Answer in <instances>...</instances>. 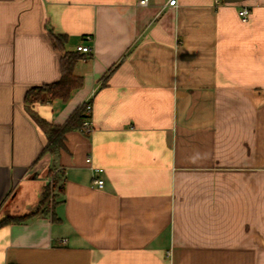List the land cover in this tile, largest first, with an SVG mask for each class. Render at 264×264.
I'll return each mask as SVG.
<instances>
[{"label":"crops","instance_id":"crops-1","mask_svg":"<svg viewBox=\"0 0 264 264\" xmlns=\"http://www.w3.org/2000/svg\"><path fill=\"white\" fill-rule=\"evenodd\" d=\"M165 1L0 0V219L64 186L0 227V264H264V0ZM66 52L81 86L28 102ZM88 102L92 130L46 151L38 119Z\"/></svg>","mask_w":264,"mask_h":264},{"label":"trees","instance_id":"trees-1","mask_svg":"<svg viewBox=\"0 0 264 264\" xmlns=\"http://www.w3.org/2000/svg\"><path fill=\"white\" fill-rule=\"evenodd\" d=\"M49 36L55 48L64 50L67 40L65 35L56 34L54 30L50 28ZM82 57V54L78 52H66L61 62L60 79L53 84L35 87L28 91L26 100L28 102L53 100L56 98L64 101L67 100L71 96L73 90L80 87L82 84V78L74 73V66ZM88 116L89 114L87 113L86 104H84L76 109L67 121L61 125L46 123L38 119L40 125L45 129L48 137L45 150L51 153L59 152V150L65 146L66 133L75 129L84 131L83 122ZM60 176L62 177L61 174ZM63 187L62 183L59 187L60 193L63 192ZM48 188L49 183L45 186L42 199L35 210L20 216H6L0 220V227L5 224L25 222L38 214L50 213L57 203V195H51Z\"/></svg>","mask_w":264,"mask_h":264},{"label":"built area","instance_id":"built-area-1","mask_svg":"<svg viewBox=\"0 0 264 264\" xmlns=\"http://www.w3.org/2000/svg\"><path fill=\"white\" fill-rule=\"evenodd\" d=\"M149 0H140L141 4H147ZM179 4V0H166L165 1V6H170V7H176ZM249 13H250V9L248 6H244L240 11L239 14L242 18L243 21H247L249 18ZM90 38V37H88ZM77 50L83 53H90L92 51V47L91 45H87V44H80L77 46ZM86 108H87V113L89 114V116L85 119V121L83 122V129L86 132H90L93 128L92 125V119H91V114H92V109H93V105L91 102L86 103ZM87 162L91 163L92 162V158L88 157L87 158ZM104 169L103 168H95L94 172H95V176L93 179V183L94 185H96L99 188H103L105 185V180L103 177L100 176L101 173H103ZM65 240V239H64Z\"/></svg>","mask_w":264,"mask_h":264},{"label":"rangeland","instance_id":"rangeland-1","mask_svg":"<svg viewBox=\"0 0 264 264\" xmlns=\"http://www.w3.org/2000/svg\"><path fill=\"white\" fill-rule=\"evenodd\" d=\"M62 184V177L60 176V173L54 172L51 175V179L49 181V188L48 191L51 195H60V185ZM56 193V194H55ZM3 219V218H2ZM0 219V220H2Z\"/></svg>","mask_w":264,"mask_h":264}]
</instances>
